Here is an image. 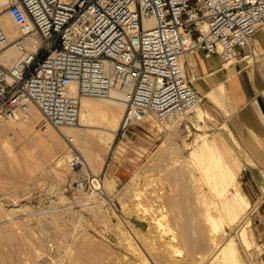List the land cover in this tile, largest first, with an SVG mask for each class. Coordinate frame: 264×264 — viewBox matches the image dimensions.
Returning <instances> with one entry per match:
<instances>
[{"label": "rangeland", "instance_id": "374dc122", "mask_svg": "<svg viewBox=\"0 0 264 264\" xmlns=\"http://www.w3.org/2000/svg\"><path fill=\"white\" fill-rule=\"evenodd\" d=\"M255 62L259 63L257 80L264 92V57ZM226 103L227 93L220 103L204 97L201 104L210 106L214 115L198 121L200 124L193 123L189 114L177 122L151 113L133 127L129 137L119 138L116 133L110 147L91 149L94 176L113 183V190L102 192L94 186L77 188L74 180L79 169L87 172L84 164L76 169L69 167L68 160L57 164L41 153L42 147L28 135L10 128L0 136V264H210L204 255L213 250L218 235L213 221L218 220L227 230L225 235L235 233L239 239L242 213L250 214L247 227L251 240L245 245L239 239L243 262L261 264L264 240L258 236L263 228L264 194L255 198L248 194L251 203L235 221L219 206V178L208 164L209 156L192 152L201 140L199 133L208 132L210 142L216 141L219 151L229 159L232 147L221 144L219 138H225ZM39 127L46 129L42 124ZM173 173L177 174L174 178ZM236 184L247 193L238 174ZM168 193L185 204L177 217V206L167 204L163 210ZM25 203L29 205L23 207ZM16 213L21 214L9 218ZM119 213L138 231L133 229L137 233L133 238L121 233L126 226ZM184 218L188 221L187 237L182 234ZM173 232L177 237L172 243Z\"/></svg>", "mask_w": 264, "mask_h": 264}, {"label": "built area", "instance_id": "2783aa9c", "mask_svg": "<svg viewBox=\"0 0 264 264\" xmlns=\"http://www.w3.org/2000/svg\"><path fill=\"white\" fill-rule=\"evenodd\" d=\"M4 11L20 33L10 38L0 21V120L36 105L43 127L76 125L80 96H106L120 83L130 88L119 138L151 112L176 120L203 100L184 54L218 53L225 62L264 25V0H0V18ZM11 43L20 55L7 65L3 49ZM83 164L71 147L69 167ZM74 181L98 189L83 169Z\"/></svg>", "mask_w": 264, "mask_h": 264}, {"label": "bare ground", "instance_id": "6f19581e", "mask_svg": "<svg viewBox=\"0 0 264 264\" xmlns=\"http://www.w3.org/2000/svg\"><path fill=\"white\" fill-rule=\"evenodd\" d=\"M0 21H1L2 25L4 26L5 31L7 32L8 36L10 38H13L20 33L19 25L10 16V14L8 12H5V11L3 12V15L0 18ZM153 21H154V18L151 17V18L146 20V24H151V23H153ZM263 27H264V25H263ZM244 48L245 49L247 48L246 52H244V55L243 54L235 55L230 60L225 61V63L228 65V64L236 61L237 59H244V62L253 64L260 57H264V49L262 47L252 45V42H251V44H248ZM188 53H186L182 56V61H183L184 65H185V57ZM3 55L5 57V63L7 65H10L19 57L20 51L17 49L15 43H11L10 45H8L7 47H5L3 49ZM191 61H193V60H191ZM191 66H192V64H191ZM185 68H186V66H185ZM192 76H195V75H192ZM259 81H260V79H259ZM129 88H130V85H122L120 83H117L111 88L110 93L106 96H99V95H83V96H80V116H79V122L76 125H64V126L59 127V126L48 124L45 127L46 129H43V131L41 130V127H39V125L41 124V121H40L41 116H40L39 108L36 105H32L30 107L29 113L24 117H19L17 119H13V120H0V136L9 132L10 128H13L16 132L28 135L30 140L34 141L36 144H38L42 147L41 153H43L48 158L49 157L53 158V161H56L57 164L58 163L63 164L65 161L69 160V158L71 157V147H74V145H76L77 148L80 149L81 152L83 153V155L85 156V157H83L84 166L86 167L87 172L89 173L90 177H92V176L96 175L97 173L95 171V165L93 164L92 155H91L90 150L91 149L93 151L97 150L99 147H102L103 145L109 146V147L112 145L113 139L117 133L119 121L121 120V117L124 114L123 111H125L126 106H127L126 96H127V92H129ZM73 92H75V91H73ZM225 94H226V88H225L224 83L222 82L219 85H217L215 88H213L211 91H209L207 93V96L209 97V99L212 102L220 103L221 98H223V96ZM190 112H193V114H191ZM190 112L187 113V114H189L188 117L191 119V121L193 123H196V124H200L198 121L205 120L206 116L211 117L214 115V110L210 106L204 107L201 104V102L197 103L190 110ZM150 114H148V115H150ZM184 115H186V114H184ZM182 118H183V115L181 117H179L178 119H176L177 122H180ZM216 118L218 119L219 117L217 116ZM174 122H172V123L174 124ZM91 125H99V126L102 125L105 128H95V127H92ZM199 126H198V128H199ZM42 127H43V125H42ZM170 128H171V126H170ZM177 128H178V126H177ZM205 133H203V132L199 133V134H201L200 135L201 140L199 141V144L197 146L195 145L196 147L192 150V152L193 153L203 152L207 156H209V158L207 157L208 159H210V162H208V164H210L209 165L210 168H212L211 166H213L215 168V169H213V168L212 169L214 170L216 176H218V178H219L217 184H219V186H220V192L219 193L222 194V195L220 194L222 196V198H221V204L219 206L222 207L221 209L226 211L227 215H229L230 218L235 219V221H236L237 217H239L240 215L243 214L242 218L240 219V222H239L240 231L238 233V237L245 245L250 244L251 240L249 239V229L247 227V222L250 219L249 218L250 214L249 215H248V213H242L241 214L243 209L244 210L247 209L245 207L251 203L250 197L248 196L247 193H244L240 189V187L236 184V181H237L236 168H234V166L231 165V162L229 161L227 156L224 153H222L221 151H219V147H218L216 141H214V144H212L210 142V140L208 139V135H207L208 132H207V134H205ZM67 135L74 137V139H73L74 141L72 143L68 141L69 139L67 138ZM6 140L10 141L8 139H6ZM73 143H74V145H73ZM182 165H183V163H182ZM174 171H171V172H174ZM171 172H169L170 175H171ZM174 173H176V171ZM174 173L172 174V176L174 175ZM176 175H174L173 178ZM177 178L178 177H176V180L180 179V178H178V179ZM94 179H97V181H98L97 186H98V188H101L99 192L105 191V188H107L108 190H109V188H110V190H113V183L110 180L103 181L98 176H94ZM186 187H187V185H186ZM186 187H184V188H186ZM135 188H137V187H135ZM181 189H183V188H181ZM218 190L219 189H217V192H218ZM163 201L165 202V203L162 202L163 208L167 204L169 207L171 206L173 208L175 206H177L176 208L178 209V212H175V217H177L181 214L180 213L182 211L181 208L185 206L184 201H183V204H184L183 206H182L181 202H176L171 193L166 194L165 199H163ZM140 202H142V201H140ZM140 202H139V204H140ZM217 202H215V203H217ZM219 202H220V200H219ZM23 205H24L23 207H25L29 204L25 203ZM158 205H160V204H158ZM255 205H257V203H255ZM165 209L166 208H164L163 210H165ZM17 210L18 209H14L13 211L16 212ZM163 212H165V211H162V214H164ZM19 214H21V213H16L15 215H13L9 218L14 219ZM118 215L121 218L120 213ZM144 215H146V214H144ZM142 216H143V214H142ZM147 217H148V214H147ZM152 217H154V216L152 215ZM184 219L185 220H183V222H182V234L184 237H187L186 232H187V228H188V221L186 218H184ZM121 220H124V219L121 218ZM238 220H239V218H238ZM123 222L125 223V226L127 228L124 227L122 229L123 232H121V233L123 235H126V236L128 235L127 237L133 236L135 233V231H133V229L136 230L134 228V225H132V227H131L130 223L125 222V220ZM209 222H211V221H209ZM213 222H214V229L216 230L218 235L215 238L214 245L212 248L213 250L208 255H204V258H207L206 262L210 263V264L214 261H218L221 264H245L243 262V258H242L241 251H240L239 239L237 238L236 234L231 233V234L225 235V232L227 230L225 228H223V226L221 224L218 223V220L213 221ZM0 224H1V222H0ZM212 225H213V223H212ZM125 228L127 229L126 232L124 230ZM0 231L3 232V230H0ZM136 234L137 233H135V235ZM175 237H177V235L174 233L173 236L170 237V239H171L170 242ZM131 238H133V237H131ZM174 241L175 240H173L172 243ZM131 243H133V242H131ZM131 243H130V245H131ZM177 249H175V250H177ZM140 251H142V250H140ZM94 262L97 264L96 261H94Z\"/></svg>", "mask_w": 264, "mask_h": 264}, {"label": "crops", "instance_id": "0c3cea01", "mask_svg": "<svg viewBox=\"0 0 264 264\" xmlns=\"http://www.w3.org/2000/svg\"><path fill=\"white\" fill-rule=\"evenodd\" d=\"M262 30L264 27L256 32L252 44L264 49ZM244 52L243 48L239 51L240 55ZM225 64L220 54L206 55L202 50L190 51L185 57L189 77L205 97L217 85L224 83L227 126L224 127L225 138L219 136L220 142L232 147L227 154L236 168L242 189L253 198L260 197L264 194V92L257 80L259 63L237 59ZM258 237L264 240V220ZM261 264H264V255Z\"/></svg>", "mask_w": 264, "mask_h": 264}]
</instances>
